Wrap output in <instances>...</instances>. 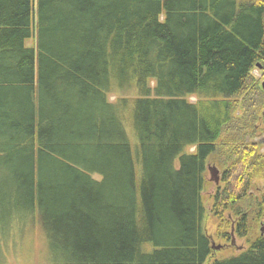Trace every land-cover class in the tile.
<instances>
[{"label": "trees", "instance_id": "obj_1", "mask_svg": "<svg viewBox=\"0 0 264 264\" xmlns=\"http://www.w3.org/2000/svg\"><path fill=\"white\" fill-rule=\"evenodd\" d=\"M255 69L264 0H0V264L37 218L52 264H207L216 156L218 236L229 213L249 238L264 218ZM250 240L211 264H264V235Z\"/></svg>", "mask_w": 264, "mask_h": 264}, {"label": "rangeland", "instance_id": "obj_2", "mask_svg": "<svg viewBox=\"0 0 264 264\" xmlns=\"http://www.w3.org/2000/svg\"><path fill=\"white\" fill-rule=\"evenodd\" d=\"M35 37V42H36ZM34 45V40L27 42L28 47ZM254 78L259 80L262 75L259 72V69L253 70ZM264 79V78H263ZM264 82V80H263ZM261 82V86L262 83ZM118 100V97L112 95L110 97V102L114 103ZM190 103H196L197 97L188 98ZM264 144V139L260 141ZM260 147L261 153H264V145ZM195 152L194 148H189L187 150L188 154H193ZM218 160H221L220 157H214L213 160H210L207 164V171L205 174L206 178V187L202 193L205 204V218L203 222L204 231L211 238L212 244L215 247H221L222 249L217 251L213 250L212 257L207 264H211L215 260H223L231 257H236L242 252L248 250L249 245L248 241L255 237L264 235V218L260 220L258 225H251L252 232H250V237L247 239H239L234 232V218L231 217L229 213L225 214V217L231 222V227L228 231L230 237L228 241L221 239L218 236V223L215 220L212 212L214 197L223 190L224 185L222 184L223 171L224 168L218 164ZM216 167L220 171V182L218 185L210 181L209 168ZM94 179L101 181L99 176H94ZM253 193L260 195L264 192V179H255L253 182L252 188ZM235 240L232 244V240ZM251 241V240H250ZM2 257L5 264H52L51 257L49 254L47 241L45 239V234L40 226V222L37 219L26 222L24 224L15 225L3 238L2 242Z\"/></svg>", "mask_w": 264, "mask_h": 264}, {"label": "water", "instance_id": "obj_3", "mask_svg": "<svg viewBox=\"0 0 264 264\" xmlns=\"http://www.w3.org/2000/svg\"><path fill=\"white\" fill-rule=\"evenodd\" d=\"M263 89H264V83H263ZM209 174H210V181L215 183L216 185L220 182V173L219 170L216 167L209 168ZM235 240H232V244H234ZM213 249L220 250L221 247H215L213 244Z\"/></svg>", "mask_w": 264, "mask_h": 264}]
</instances>
